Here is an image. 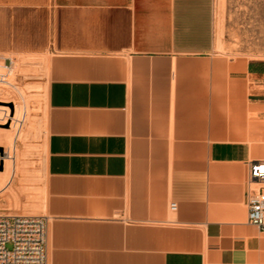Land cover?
<instances>
[{"label":"crops","instance_id":"crops-1","mask_svg":"<svg viewBox=\"0 0 264 264\" xmlns=\"http://www.w3.org/2000/svg\"><path fill=\"white\" fill-rule=\"evenodd\" d=\"M229 52L216 0H0V60L45 84L48 264H264V71Z\"/></svg>","mask_w":264,"mask_h":264},{"label":"rangeland","instance_id":"rangeland-1","mask_svg":"<svg viewBox=\"0 0 264 264\" xmlns=\"http://www.w3.org/2000/svg\"><path fill=\"white\" fill-rule=\"evenodd\" d=\"M216 28L218 43L227 45L230 54L253 61L259 70L264 71V0H216ZM17 64L18 61L8 64L0 60V101L14 100L15 92L24 93L28 97L26 116L35 123V128L25 140L16 143L20 169L12 186L0 192V214L43 215L40 185L44 178L43 117L47 111L45 84L24 83L18 75ZM27 123L28 120L21 128L22 131L26 130ZM2 128L0 132L9 133V125ZM0 152L4 157L3 147H0ZM2 172L4 169L0 168V175ZM8 249H12V244L8 245Z\"/></svg>","mask_w":264,"mask_h":264},{"label":"built area","instance_id":"built-area-1","mask_svg":"<svg viewBox=\"0 0 264 264\" xmlns=\"http://www.w3.org/2000/svg\"><path fill=\"white\" fill-rule=\"evenodd\" d=\"M245 186L248 223L264 233V159L247 162ZM49 225L45 215L0 214V264H48Z\"/></svg>","mask_w":264,"mask_h":264},{"label":"bare ground","instance_id":"bare-ground-1","mask_svg":"<svg viewBox=\"0 0 264 264\" xmlns=\"http://www.w3.org/2000/svg\"><path fill=\"white\" fill-rule=\"evenodd\" d=\"M27 100L28 97H26L24 93L15 92L14 100L9 102L0 101V129H3L2 127L6 125L10 127V129H8L9 133L0 132V139L2 140L0 142V147L5 149L4 157H2L0 152V168L4 169V172L0 175V192L12 186L14 178L20 169V166L18 167L20 164V156L17 152L16 143L19 140H25L28 134L35 128V123L32 120L30 121L26 116V109L28 106ZM8 103H11V105H8ZM12 103L14 104V108L12 107ZM27 120V128L25 131H22L21 128ZM7 143L8 145H6Z\"/></svg>","mask_w":264,"mask_h":264}]
</instances>
